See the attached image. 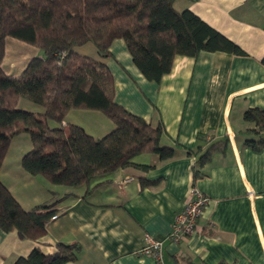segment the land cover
Segmentation results:
<instances>
[{"label": "crops", "instance_id": "crops-1", "mask_svg": "<svg viewBox=\"0 0 264 264\" xmlns=\"http://www.w3.org/2000/svg\"><path fill=\"white\" fill-rule=\"evenodd\" d=\"M173 7L191 11L244 54L201 51L194 58L176 56L171 71L155 83L134 65L122 39L111 43L106 59L89 43L77 48L106 64L116 104L152 126H163L159 145L172 148L174 156L160 160L157 154L144 153L133 158L135 165L88 184L52 185L21 167L32 145L27 134L15 136L0 181L25 211L49 206L57 218L49 220L37 241L0 229V264H12L34 248L53 254L59 243L80 247L77 258L65 264H156L139 253L145 235L162 241L164 264H264V149L245 144L264 132L250 133L254 126L243 119L249 109L264 110V0H176ZM10 39L16 40L10 48L18 44L22 56L2 68L18 76L42 51ZM35 106L24 99L17 105L44 111ZM68 124L82 127L94 139L114 128L95 110H70L61 125ZM213 145L195 181L209 199L199 219L203 231L173 243L169 233L193 181L192 165Z\"/></svg>", "mask_w": 264, "mask_h": 264}, {"label": "trees", "instance_id": "trees-1", "mask_svg": "<svg viewBox=\"0 0 264 264\" xmlns=\"http://www.w3.org/2000/svg\"><path fill=\"white\" fill-rule=\"evenodd\" d=\"M175 1L0 0V168L12 139L22 133L29 136L32 147L22 156L21 167L57 185L88 184L135 165L133 158L144 153L157 154L160 160L172 158L174 150L159 145L163 126H152L116 104L106 64L76 49L89 43L106 59L111 43L122 39L134 65L146 80L155 83L171 71L176 56L194 58L201 51L244 54L191 11L175 10ZM7 38L42 51L18 76L8 75L2 68ZM20 99L44 111L18 108ZM70 110L99 111L114 128L94 139L78 125L62 126ZM243 119L253 124L250 133L264 132V110L249 109ZM245 144L257 151L264 149V137ZM213 148L215 145L193 163L192 183L199 167L210 160ZM54 213L49 206L25 211L0 181L2 231H15L21 240L37 241L45 235ZM56 247L50 255L34 248L12 264H65L80 252L76 244Z\"/></svg>", "mask_w": 264, "mask_h": 264}, {"label": "built area", "instance_id": "built-area-1", "mask_svg": "<svg viewBox=\"0 0 264 264\" xmlns=\"http://www.w3.org/2000/svg\"><path fill=\"white\" fill-rule=\"evenodd\" d=\"M208 201V197L199 191L195 183H191L180 211L174 216L169 233V240L171 242L179 243L184 239L190 238L193 235L202 232L199 227V219L205 206L208 204ZM56 218L57 214L54 213L50 217V220H54ZM144 241L145 244L140 249L139 253L153 257L156 264H164L162 259V241L153 239L149 235H145Z\"/></svg>", "mask_w": 264, "mask_h": 264}, {"label": "rangeland", "instance_id": "rangeland-1", "mask_svg": "<svg viewBox=\"0 0 264 264\" xmlns=\"http://www.w3.org/2000/svg\"><path fill=\"white\" fill-rule=\"evenodd\" d=\"M9 42H8V44H7V52H6V56H5V58H4V60H3V63H2V66H3V68L6 70L7 68H8V64H9V61L10 60H12L13 58H16V57H19V56H22V54H21V48L20 47H18V44H17V47H11L10 48V44H11V42L10 41H16V40H13V39H10L9 38V40H8ZM26 47H29L28 45L26 46ZM88 47H91L90 49H94V48H92L93 46L91 45V44H89V46ZM94 51V50H93ZM25 55H27V54H29V51L28 50H26L25 51V53H24ZM35 107H38V106H35ZM16 143H10V145H9V147H8V149H7V151L8 150H11L13 147H14V145H15ZM38 176H40V175H38ZM42 177V176H41ZM49 182V181H48ZM50 183V182H49ZM50 184H52V183H50ZM52 185H57V184H52Z\"/></svg>", "mask_w": 264, "mask_h": 264}]
</instances>
